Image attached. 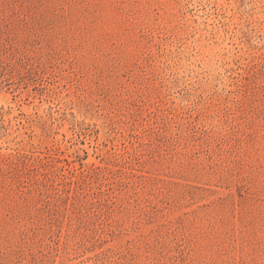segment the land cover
Listing matches in <instances>:
<instances>
[{
    "label": "rangeland",
    "instance_id": "rangeland-1",
    "mask_svg": "<svg viewBox=\"0 0 264 264\" xmlns=\"http://www.w3.org/2000/svg\"><path fill=\"white\" fill-rule=\"evenodd\" d=\"M0 264H264V0H0Z\"/></svg>",
    "mask_w": 264,
    "mask_h": 264
}]
</instances>
